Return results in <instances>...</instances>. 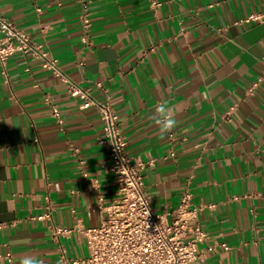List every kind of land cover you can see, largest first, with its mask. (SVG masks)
<instances>
[{
  "label": "crops",
  "instance_id": "1",
  "mask_svg": "<svg viewBox=\"0 0 264 264\" xmlns=\"http://www.w3.org/2000/svg\"><path fill=\"white\" fill-rule=\"evenodd\" d=\"M158 1L87 0L89 43L80 0H0V16L110 103L156 211L184 190L202 206L206 236L188 264H264V24L234 23L264 12V0ZM82 102L28 55L0 64V264L88 255L81 228L99 224L116 183L102 122ZM161 102L176 110L172 136L152 119ZM54 225L69 231L54 236Z\"/></svg>",
  "mask_w": 264,
  "mask_h": 264
},
{
  "label": "built area",
  "instance_id": "2",
  "mask_svg": "<svg viewBox=\"0 0 264 264\" xmlns=\"http://www.w3.org/2000/svg\"><path fill=\"white\" fill-rule=\"evenodd\" d=\"M80 4V40L89 43L90 11L87 0H80ZM151 4L157 6L161 2L151 0ZM252 21L264 24V12H252L236 19L234 23ZM14 54L30 56L43 69L64 80L68 93L80 96L83 99L82 107L93 106L102 122L98 141L108 152L110 169L116 183V195L107 204L98 203V225L81 228L87 240L88 255L85 258H66V264H188L196 260L198 244L203 241L206 233L198 222L202 206L193 203L192 194L184 190L176 207L156 211L143 188L144 162L133 161L128 156L127 140L122 133L119 116L110 103L94 98L88 88L72 81L59 67L56 58L41 43L34 41L12 21L0 16L2 67ZM251 90L252 87L248 88L249 92ZM45 101L50 105L52 115L61 122L56 104L51 103L48 95L45 96ZM234 108L235 105L230 106L226 114ZM38 217L51 219V213L46 212ZM68 231L69 229L61 226H52L54 236ZM224 247L227 248L225 244Z\"/></svg>",
  "mask_w": 264,
  "mask_h": 264
},
{
  "label": "clouds",
  "instance_id": "3",
  "mask_svg": "<svg viewBox=\"0 0 264 264\" xmlns=\"http://www.w3.org/2000/svg\"><path fill=\"white\" fill-rule=\"evenodd\" d=\"M152 119L154 125L159 128L161 137L170 133L177 126L175 107L168 102H161L155 106ZM21 264H43V262L36 257L26 256L22 259Z\"/></svg>",
  "mask_w": 264,
  "mask_h": 264
}]
</instances>
